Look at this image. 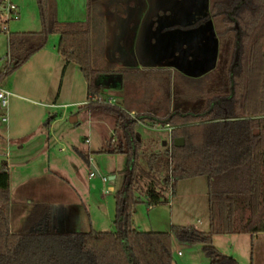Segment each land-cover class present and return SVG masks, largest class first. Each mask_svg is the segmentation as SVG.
I'll return each instance as SVG.
<instances>
[{
  "label": "trees",
  "instance_id": "trees-1",
  "mask_svg": "<svg viewBox=\"0 0 264 264\" xmlns=\"http://www.w3.org/2000/svg\"><path fill=\"white\" fill-rule=\"evenodd\" d=\"M36 1L41 28L9 33L10 62L3 66L0 78L42 49L49 35L57 34L59 56L65 64H76L86 82L84 108L114 118L115 141L98 152L125 154L127 168L115 192L114 230L59 231L50 206L38 203L29 212L25 228L15 232L0 206V264H173V236L182 243L202 244L209 264H238L213 245L212 237L264 232V0H212L213 12L226 9L228 15L226 29L220 33L227 47L225 80L209 86L213 70L201 78L176 74L175 80L183 82V91L176 93L182 108L158 120L173 127L171 143L163 155L147 156V172L137 165L145 151L135 126L150 116H131L120 105L100 98L102 70L92 34L94 18L101 23L103 12L91 14L92 0H87L85 20L60 21L56 0ZM1 24L0 18V31ZM176 137L184 139L182 146L174 145ZM160 171L165 172L164 185L172 189L177 180L206 176L208 231L194 226H172L170 231L134 227L132 213L138 202L148 206L167 202L156 185L155 173ZM8 195L9 173L2 161L0 198L6 200Z\"/></svg>",
  "mask_w": 264,
  "mask_h": 264
},
{
  "label": "rangeland",
  "instance_id": "rangeland-1",
  "mask_svg": "<svg viewBox=\"0 0 264 264\" xmlns=\"http://www.w3.org/2000/svg\"><path fill=\"white\" fill-rule=\"evenodd\" d=\"M17 1L22 2V0H3V2H0V10L5 13L6 6L10 3L15 4ZM57 2L61 13H63L65 7L68 6L83 7L85 0H57ZM104 3H107L108 8L99 7L92 3L91 12L93 13L101 8L104 11L107 9L108 13L112 15L113 12H116L114 7L121 10L126 6L120 0H104ZM191 3H189V6L194 10V14L191 18L184 17L186 21L191 19L196 21L201 16V14H196V11L202 10L206 0L202 2L193 0ZM29 4H31L33 11H38L36 0H29ZM19 18L20 14L16 19H9L3 26L11 27ZM94 19L96 31L92 34V42L95 45L96 53L98 52L99 55L98 67L102 70L98 82L101 84L102 93H105L106 96L104 98L103 95H100V98L105 102L108 100L112 104H118L126 110H135L134 116L147 115L157 119L147 117L135 126L136 131L144 139H141V147L145 151L144 155L139 156L142 159L138 158L137 165L139 169H143L142 165L145 166L144 171L147 172L149 171L147 156L150 153L163 155L166 150H169L171 143V133L167 129L155 130L150 126L159 123L161 127H164L158 120L165 118L171 110L182 108V98L178 97L176 93L183 91V82L175 80L173 75L162 74L161 70V72H157L156 69H163L162 66L149 65L148 68L155 69L145 73L136 71L121 45L123 30L120 31L121 35L118 32H116V36L113 33L110 34L115 19L112 18V22L109 23L108 18L104 15L101 19V26H98L97 23L100 19ZM169 21L172 22V20ZM208 23L207 25L197 24L195 27H186V29L180 24L175 26L170 23L165 29H162V32L159 30L160 33L155 35L157 39L153 38L148 31L142 38L143 44L145 42L150 44L149 49H147L149 52L146 53L153 59L163 54L174 55L177 58L176 60L185 62L184 65L187 68H193L192 66L202 62L207 65L214 62L215 69H210V71L214 70L211 72L208 85L220 84L225 80L223 68L224 65L226 66V58L224 56L220 60L218 59L220 49L217 42L214 46H211L206 33L208 29L212 31V23L210 20ZM3 32L5 33L4 30H1L0 33L4 34ZM203 35L205 36L204 41L201 37ZM57 36V34H51L49 39L51 40ZM112 38L117 43L113 48L114 53L126 57L130 62L127 60L125 64H127L131 74L125 77L119 73L118 77H121V80L120 78L117 80L111 72H106L108 68L106 48ZM159 39L160 41L165 40L162 47H152L151 44L157 45ZM120 41L122 42L120 43ZM139 41L141 42V37ZM186 43L191 46L183 47ZM128 45H130V42ZM223 51L225 55V49ZM4 59L0 58V71ZM191 105L195 106V103ZM92 115L94 117H91L87 110H79L77 106L68 110H59L58 117H56L57 122L53 128L49 129L51 137H48V147L44 148L41 154L38 152L39 146L35 144L26 145L23 151L19 149V151H16L17 146H14L8 159L12 192L17 191L26 196V190L33 189L37 185L53 188L52 192L44 188L45 190L41 191L40 189L39 193L37 191V194L34 192L32 195L33 199L42 195L56 201L53 206L58 212L56 220L59 231H87L91 227L97 231L115 229L113 224L116 206L115 192L124 182L127 157L123 153L98 152L103 147L113 145L115 141L114 118L104 113ZM72 116L76 117L75 122H70ZM45 131L49 134L48 129ZM163 141H166L165 145L162 144ZM7 151L9 149L0 141V152ZM49 152L53 155L50 159L47 156ZM54 156L57 160H54ZM61 157L67 159L65 169L59 167ZM26 159H28V162H25ZM23 163L26 164L23 166ZM45 167L54 171L53 177L48 175L37 180L30 178L25 185L18 189L16 185L20 179L29 178L33 174L44 171L43 168ZM90 172H94L93 177L90 176ZM110 174H115L116 179L113 182L109 179L104 183L102 177H108ZM164 174V171L156 172L155 177L156 185L158 189L162 190L167 202L151 207L142 201L138 202L132 213L134 227L142 231H170L172 226H194L198 230L208 231V185L206 176L201 175L177 180L172 189V187L164 185ZM110 185L115 190H109ZM4 204L5 200L0 198V206L3 207ZM32 207L27 203L22 211L10 218L12 231L21 232L25 228ZM250 238L249 234H221L214 235L212 243L223 254L234 257L238 264H264V232H260L257 245L252 246ZM172 260L173 264H209V258L202 250V244L182 243L175 236L172 237Z\"/></svg>",
  "mask_w": 264,
  "mask_h": 264
},
{
  "label": "crops",
  "instance_id": "crops-1",
  "mask_svg": "<svg viewBox=\"0 0 264 264\" xmlns=\"http://www.w3.org/2000/svg\"><path fill=\"white\" fill-rule=\"evenodd\" d=\"M0 2H3V0H0ZM17 2L15 5L17 6L20 18L11 27H6L5 33L3 32L4 34L0 33V58H5L2 70L3 66L10 62V58H7L9 57V33L39 31L41 28L38 11H33L31 4H29V0H27L26 3L25 0H22L20 3L19 1ZM92 3L95 4V0H92ZM56 11L57 18L60 21H83L88 15L87 0H85L84 6L81 8H76L75 5L65 7L63 13H61L59 3L56 0ZM1 14L2 10H0L2 27L4 24V17H1ZM57 42L58 36L51 40L48 37L47 43L42 49L33 53L12 73L0 78V89L10 92L7 105L2 107L0 104V129H2L0 141L10 151L0 152V163L2 161L6 162L8 173V159L12 154V147L17 146L16 151H23L26 145L35 144L39 146L38 152L41 154L44 148L48 147V140L51 137L49 129L53 128L57 122L56 117H58L59 110H68L76 106L79 110H86L84 108V105L88 103L86 82L76 64H65L63 62L57 52ZM102 95L104 98L106 97L105 93ZM106 101L110 103V101ZM126 111L131 116H134L133 114L136 112L135 110ZM90 116L94 117L92 114H90ZM3 118H5V120H3ZM47 129L49 134L45 131ZM141 139H143L142 136ZM47 156L50 159L53 155L49 152ZM54 157V160H57L56 156ZM65 158H67V156H65ZM60 159L61 163L59 167L65 169L67 166V159H63L62 157ZM25 162H28V159H26ZM25 164L26 163H23V166ZM43 170L44 171L29 176V178L20 179L16 185L18 189L25 185L30 178L37 180L48 175L53 177L54 171L52 169H46L45 167ZM108 178L113 182L116 179V175L110 174ZM44 188H47L46 190H49V192L53 191L51 186L45 187L37 185V187L33 189L26 190V196L17 191L12 192L9 174V195L3 207H5L4 210L9 217L10 226H12L10 218L16 215V213L18 214L19 211H22L27 203H29L31 207L38 203L48 204L57 218L58 212L53 206L54 203H56L54 199H48V197H43L42 195L41 197H35V199H33L32 194L34 192L37 194V191L39 193L40 189L43 191ZM108 189L115 190L112 185H110ZM21 197L22 199H20ZM6 208L8 209L7 211ZM9 210H11V212H9ZM259 235L260 233L250 235L252 246L258 244Z\"/></svg>",
  "mask_w": 264,
  "mask_h": 264
},
{
  "label": "flooded vegetation",
  "instance_id": "flooded-vegetation-1",
  "mask_svg": "<svg viewBox=\"0 0 264 264\" xmlns=\"http://www.w3.org/2000/svg\"><path fill=\"white\" fill-rule=\"evenodd\" d=\"M120 1L124 2L126 6L123 7V9L121 10L114 7V9H116V12H113L112 15L108 13L107 9L105 11L101 8L99 9H101V11L103 12L102 17L106 15L109 20V23L112 22V18L115 19L116 23L114 22L113 27H111L110 34L113 33V35L115 34L116 36V32H118L121 35L120 31L123 30V33L121 35V40L123 42L120 41V43L122 42L121 45L125 50L126 55L129 57L130 61H132L131 63H133L134 67L136 68V71L145 73L146 71H151L155 69L148 68L149 65L155 67L162 66L163 69H156L157 72L162 71V74L173 75V77H175L176 74H181L189 78H201L212 71H206L204 69V67L208 66L207 64H205V62H202L200 64L198 63L195 66H192L193 68H187L186 65H184L185 62H183L182 60H176L177 58H175L174 55L163 54L153 59L146 53L149 52L147 49H149L148 47H150V44H147L146 42L143 44L142 38L144 37V35H146L149 31L151 36L157 39L155 35L157 33L162 32V29H165L170 23L174 24L175 26L180 24L184 29H186V27H195L197 24L207 25L209 24L208 22L210 20L212 23V31L208 29L206 33L208 35L210 44L211 46H214L216 42L218 43L220 49V54L218 56L219 60L221 57L225 56L223 49H225L226 52L227 47L225 46V42H222L220 33L221 29H223V31L226 29L225 25L228 16L227 10L220 9L216 12H213L212 0H206V3L203 4L202 10L196 11V14H201V16L197 18L196 21H194L193 19L187 21L184 20V17L191 18L194 14V10L192 9V7L189 6V3L192 4L191 2H193V0ZM196 1L202 2L203 0ZM95 4L99 7L103 6L105 8H108V5L107 3H104V0H95ZM119 13L123 14L119 15ZM216 14L218 17H216ZM169 20H172V22H170ZM97 23L98 26H100V21ZM159 30L161 31L159 32ZM140 37L141 42L139 41ZM201 37L202 41H204L205 36L203 35ZM164 41L165 40L160 41L159 39V41H157V45L154 43H152L151 45L152 47H162V45L165 43ZM110 42L109 46H107L106 48V56L108 61V68L106 69V72H111L112 74H114L113 76L117 80L119 78L121 80V77H118L119 73L125 77H127L128 74H131L127 64H125V61L128 60L129 62V59H127L126 57L118 56L116 52L114 53L115 50L113 48L117 45V43L113 38ZM129 42L131 47L130 45H128ZM186 44L183 45V47L191 46L189 43ZM175 46L176 45L174 44V47Z\"/></svg>",
  "mask_w": 264,
  "mask_h": 264
},
{
  "label": "built area",
  "instance_id": "built-area-1",
  "mask_svg": "<svg viewBox=\"0 0 264 264\" xmlns=\"http://www.w3.org/2000/svg\"><path fill=\"white\" fill-rule=\"evenodd\" d=\"M18 10H17V6L13 3H10L6 6L5 8V13H2L1 14V17L3 16L4 17V22L3 23H6L9 19L11 18H18ZM1 30H6V27H4L2 25L1 27ZM10 95V92L6 91V90H3V89H0V104L2 107H5L7 105V102H8V97ZM3 120H5V118H3ZM139 122V121H138ZM164 127H161V125L159 123L157 124H153L152 126H150L152 129H155V130H158V129H167L170 133H171V130H172V126H170L169 124H163ZM90 176H94V172H90ZM109 180L108 177H102V181L105 183Z\"/></svg>",
  "mask_w": 264,
  "mask_h": 264
},
{
  "label": "water",
  "instance_id": "water-1",
  "mask_svg": "<svg viewBox=\"0 0 264 264\" xmlns=\"http://www.w3.org/2000/svg\"><path fill=\"white\" fill-rule=\"evenodd\" d=\"M212 68H214V62H212L210 65L204 67V69H205L206 71H207V70H210V69H212ZM75 121H76V117L72 116V117L70 118V122H75ZM173 143H174V145L177 146V147L182 146L183 143H184V139H183L182 137H176V138L173 139ZM162 144L165 145V144H166V141H163ZM142 168H143V169H146V167L143 166V165H142Z\"/></svg>",
  "mask_w": 264,
  "mask_h": 264
}]
</instances>
